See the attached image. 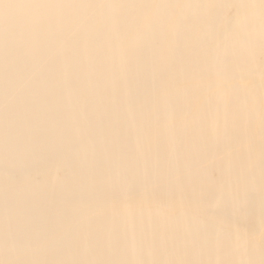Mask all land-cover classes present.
Segmentation results:
<instances>
[{
    "label": "bare ground",
    "instance_id": "obj_1",
    "mask_svg": "<svg viewBox=\"0 0 264 264\" xmlns=\"http://www.w3.org/2000/svg\"><path fill=\"white\" fill-rule=\"evenodd\" d=\"M0 264H264V0H0Z\"/></svg>",
    "mask_w": 264,
    "mask_h": 264
}]
</instances>
